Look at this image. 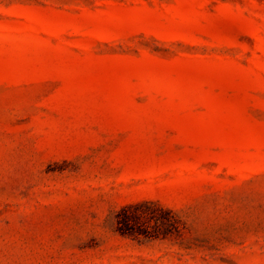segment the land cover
I'll list each match as a JSON object with an SVG mask.
<instances>
[{
    "label": "rangeland",
    "instance_id": "obj_1",
    "mask_svg": "<svg viewBox=\"0 0 264 264\" xmlns=\"http://www.w3.org/2000/svg\"><path fill=\"white\" fill-rule=\"evenodd\" d=\"M0 264H264V0H0Z\"/></svg>",
    "mask_w": 264,
    "mask_h": 264
},
{
    "label": "trees",
    "instance_id": "obj_2",
    "mask_svg": "<svg viewBox=\"0 0 264 264\" xmlns=\"http://www.w3.org/2000/svg\"><path fill=\"white\" fill-rule=\"evenodd\" d=\"M116 219V230L134 238H167L183 231V222L176 211L150 200L124 205Z\"/></svg>",
    "mask_w": 264,
    "mask_h": 264
}]
</instances>
